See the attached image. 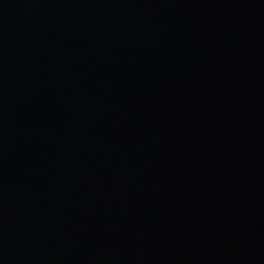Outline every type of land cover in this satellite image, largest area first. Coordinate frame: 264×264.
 Returning <instances> with one entry per match:
<instances>
[{"label": "water", "instance_id": "95a60500", "mask_svg": "<svg viewBox=\"0 0 264 264\" xmlns=\"http://www.w3.org/2000/svg\"><path fill=\"white\" fill-rule=\"evenodd\" d=\"M0 264H264V0H0Z\"/></svg>", "mask_w": 264, "mask_h": 264}]
</instances>
